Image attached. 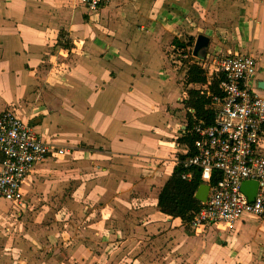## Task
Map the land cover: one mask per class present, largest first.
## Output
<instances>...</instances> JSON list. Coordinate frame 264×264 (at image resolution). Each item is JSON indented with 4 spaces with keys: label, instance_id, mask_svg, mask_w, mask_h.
I'll use <instances>...</instances> for the list:
<instances>
[{
    "label": "crops",
    "instance_id": "crops-1",
    "mask_svg": "<svg viewBox=\"0 0 264 264\" xmlns=\"http://www.w3.org/2000/svg\"><path fill=\"white\" fill-rule=\"evenodd\" d=\"M244 53L256 56L264 81V0H116L96 12L73 0H0V115L70 150L35 168L24 201L37 205L67 186L64 196L81 170L101 190V246L135 264H171L166 247L178 246L182 222L158 202L187 153L177 144L187 129V65ZM92 172L112 175L115 187L104 175L91 181ZM172 255L179 261V250Z\"/></svg>",
    "mask_w": 264,
    "mask_h": 264
},
{
    "label": "built area",
    "instance_id": "built-area-1",
    "mask_svg": "<svg viewBox=\"0 0 264 264\" xmlns=\"http://www.w3.org/2000/svg\"><path fill=\"white\" fill-rule=\"evenodd\" d=\"M74 1L96 12L116 0ZM211 65L203 69L209 80H219V93H212L208 84L196 89L209 101L216 117L211 124L200 122L192 128L194 153L182 163L184 180H191L200 170L203 184L209 186L207 201L185 226L193 232L233 227L248 215L264 219V96L257 79V58L251 53L222 56L214 58ZM192 89L187 87V93ZM53 153L64 157L70 150L54 146L46 135L13 113H2L0 199L23 209V184ZM246 181L258 184L253 203L242 192Z\"/></svg>",
    "mask_w": 264,
    "mask_h": 264
},
{
    "label": "rangeland",
    "instance_id": "rangeland-1",
    "mask_svg": "<svg viewBox=\"0 0 264 264\" xmlns=\"http://www.w3.org/2000/svg\"><path fill=\"white\" fill-rule=\"evenodd\" d=\"M175 51L173 57L177 61V55L183 52L178 46ZM177 67L180 75L186 70L185 66L177 64ZM185 96H188L186 90ZM261 151L264 153V144ZM179 153L182 154L183 150ZM74 169L76 167L73 172ZM80 173L81 170L79 176L74 174L64 196L67 186L61 191L50 190L49 194L53 193L54 197L40 198L37 205L25 200L26 206L21 209L0 199V264H135L125 260L123 254H110L105 245L101 246L107 230H98L96 223L98 204H102L99 202L101 190L96 192L90 183L87 185L83 180L85 176L80 177ZM92 174L91 181L104 175L102 179L106 186L115 187V179L112 185L108 182L113 180L112 175L107 177L100 173L99 177L94 172ZM68 191H71L69 197ZM91 193L97 198H91ZM180 225L179 236L174 238L178 239V246L172 247L169 241L166 247L168 263L264 264V219L245 216L239 225L216 226L198 232ZM109 237L113 242L111 234ZM175 250H179V261L176 262L172 255Z\"/></svg>",
    "mask_w": 264,
    "mask_h": 264
},
{
    "label": "trees",
    "instance_id": "trees-1",
    "mask_svg": "<svg viewBox=\"0 0 264 264\" xmlns=\"http://www.w3.org/2000/svg\"><path fill=\"white\" fill-rule=\"evenodd\" d=\"M218 83V79L209 80L206 71L199 64L187 65L185 85L192 86L193 89L187 93L188 99L184 101L187 111V129L178 143L179 146L187 148V152L188 150L189 152L179 155V161L172 176L163 186L158 202V208L163 214L174 219L179 218L183 226H186L187 222L202 208V203L196 198L199 188L203 185L200 170L193 173L191 180L183 179L186 171L182 163L193 155V146L196 141V136L190 131L200 122L213 123L216 117L209 108V101L201 96V92L196 89V86L208 84L212 93H219Z\"/></svg>",
    "mask_w": 264,
    "mask_h": 264
},
{
    "label": "water",
    "instance_id": "water-1",
    "mask_svg": "<svg viewBox=\"0 0 264 264\" xmlns=\"http://www.w3.org/2000/svg\"><path fill=\"white\" fill-rule=\"evenodd\" d=\"M259 87L262 89V91H264V81L259 82ZM257 191H258V184L256 182L246 181L242 184V192L247 195L251 203L254 202ZM208 193H209V186L203 184L199 188L196 194V198L201 203H205L207 201Z\"/></svg>",
    "mask_w": 264,
    "mask_h": 264
},
{
    "label": "flooded vegetation",
    "instance_id": "flooded-vegetation-1",
    "mask_svg": "<svg viewBox=\"0 0 264 264\" xmlns=\"http://www.w3.org/2000/svg\"><path fill=\"white\" fill-rule=\"evenodd\" d=\"M187 100V99H186ZM187 112V111H186ZM186 131H185V129H184V131L181 129V134L183 135L184 133H185ZM182 135L180 136V137H182ZM180 137L177 139V144H178V141H179V139H180ZM70 154V153H69ZM216 227V226H215ZM200 231V230H199ZM196 232H198V231H196Z\"/></svg>",
    "mask_w": 264,
    "mask_h": 264
}]
</instances>
